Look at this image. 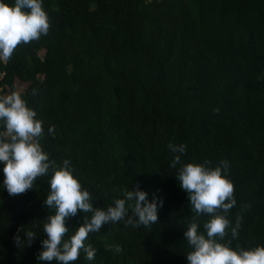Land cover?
Here are the masks:
<instances>
[{
  "label": "trees",
  "instance_id": "trees-1",
  "mask_svg": "<svg viewBox=\"0 0 264 264\" xmlns=\"http://www.w3.org/2000/svg\"><path fill=\"white\" fill-rule=\"evenodd\" d=\"M43 7L48 33L0 59V96L18 91L36 110L44 150L57 163L70 158L94 206L107 207L137 183L149 199H163L157 223L105 224L86 241L95 259L81 251L73 264H187L183 233L195 213L169 166V142L187 146L185 161H229L237 200L229 217H243L232 244L264 245V0H43ZM49 191L48 176L16 195L0 186V264H43ZM83 215L90 214L67 218L68 235ZM197 219L202 230L207 216Z\"/></svg>",
  "mask_w": 264,
  "mask_h": 264
},
{
  "label": "clouds",
  "instance_id": "clouds-1",
  "mask_svg": "<svg viewBox=\"0 0 264 264\" xmlns=\"http://www.w3.org/2000/svg\"><path fill=\"white\" fill-rule=\"evenodd\" d=\"M50 20L43 0H0V59H9L17 45L38 40L49 31ZM43 120L18 91L0 96V186L10 195L34 187L37 177L48 176L50 191L44 203L54 213L43 224L46 236L41 240L37 260L73 264L81 251L87 260L95 259L96 249L86 243L89 233L99 232L105 224L123 220L133 227H150L158 222V208L163 199L137 183L125 188L107 207L94 206L93 194L82 186L70 158L57 163L51 160L40 140L45 135ZM48 134H55L49 125ZM173 154L169 166L175 169L179 186L189 197V207L195 213L183 233L190 250L185 254L187 264H264V245L233 246L243 219L237 214L235 222L229 217L237 204L234 184L228 176L229 161L221 159L212 164L208 160L183 159L187 146L169 142ZM83 223L71 232L66 220L78 212ZM206 215L202 230L198 217ZM24 237L31 241L36 233L29 230ZM231 234V238L228 234ZM24 238V239H25ZM14 239L20 243L17 234ZM120 251V245L114 246Z\"/></svg>",
  "mask_w": 264,
  "mask_h": 264
}]
</instances>
